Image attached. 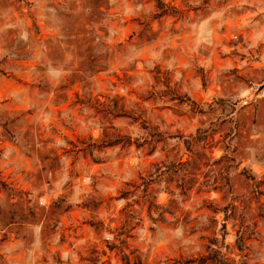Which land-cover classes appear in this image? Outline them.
<instances>
[{"label": "rangeland", "instance_id": "rangeland-1", "mask_svg": "<svg viewBox=\"0 0 264 264\" xmlns=\"http://www.w3.org/2000/svg\"><path fill=\"white\" fill-rule=\"evenodd\" d=\"M0 77V264H264V0H0Z\"/></svg>", "mask_w": 264, "mask_h": 264}, {"label": "crops", "instance_id": "crops-1", "mask_svg": "<svg viewBox=\"0 0 264 264\" xmlns=\"http://www.w3.org/2000/svg\"><path fill=\"white\" fill-rule=\"evenodd\" d=\"M5 91H7V88H5V83L3 82V78L0 77V92L3 94Z\"/></svg>", "mask_w": 264, "mask_h": 264}, {"label": "trees", "instance_id": "trees-1", "mask_svg": "<svg viewBox=\"0 0 264 264\" xmlns=\"http://www.w3.org/2000/svg\"><path fill=\"white\" fill-rule=\"evenodd\" d=\"M170 167V166H169ZM169 167H168V169H169Z\"/></svg>", "mask_w": 264, "mask_h": 264}]
</instances>
